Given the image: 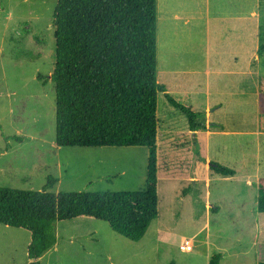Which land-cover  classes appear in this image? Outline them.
<instances>
[{"label": "rangeland", "instance_id": "374dc122", "mask_svg": "<svg viewBox=\"0 0 264 264\" xmlns=\"http://www.w3.org/2000/svg\"><path fill=\"white\" fill-rule=\"evenodd\" d=\"M56 1L0 0V188L40 191L56 179L52 193L144 191L147 148L56 145V87L39 79L55 68ZM157 12L158 82L212 112L195 137L159 93V213L145 237L132 242L86 218L58 222V246L41 264H209L215 254L220 264L264 263V0H157ZM210 162L237 174L216 175ZM29 242L26 230L0 225V264L26 262Z\"/></svg>", "mask_w": 264, "mask_h": 264}, {"label": "trees", "instance_id": "16d2710c", "mask_svg": "<svg viewBox=\"0 0 264 264\" xmlns=\"http://www.w3.org/2000/svg\"><path fill=\"white\" fill-rule=\"evenodd\" d=\"M53 24L55 68L39 79L56 87L57 147H145L147 179L138 192L52 193L56 179L40 191L0 188V225L29 232L28 264H41L56 246L58 222L86 218L132 242L145 237L159 213V93L187 118L190 131L204 127L202 113L178 102L158 82L157 0H57ZM258 54H264V43ZM259 91L264 99V75ZM259 119L264 132V113ZM209 170L236 175L216 162ZM258 210L264 213V183ZM221 259L215 254L209 264Z\"/></svg>", "mask_w": 264, "mask_h": 264}, {"label": "crops", "instance_id": "0c3cea01", "mask_svg": "<svg viewBox=\"0 0 264 264\" xmlns=\"http://www.w3.org/2000/svg\"><path fill=\"white\" fill-rule=\"evenodd\" d=\"M250 15H251V17H252V23L253 24H255V5L251 8V13H250ZM254 33H255V31H254ZM211 107H212V105H211V103H208L207 105H206V107H205V109H204V113H205V111H209V112H212V110H211ZM222 109H223V106H222V104H220V107H219V109L217 108V110H216V112H218V111H222ZM203 112H199V113H203ZM211 116V115H210ZM209 116V117H210ZM199 131L200 130H198V131H191V134H193L195 137H197L198 136V134H199ZM208 133H211L210 131H208ZM210 165V164H209ZM237 174V173H236ZM190 181H192V182H194V183H197V182H200L198 179H195V178H190ZM57 246H58V243L56 244V246L52 249V250H54V249H56L57 248ZM27 248V247H26ZM52 250H50V251H48L46 254H44V256L41 258V260L47 255V254H49V252H51ZM26 251H27V249H26ZM23 264H28V260L26 261V262H24Z\"/></svg>", "mask_w": 264, "mask_h": 264}, {"label": "built area", "instance_id": "2783aa9c", "mask_svg": "<svg viewBox=\"0 0 264 264\" xmlns=\"http://www.w3.org/2000/svg\"><path fill=\"white\" fill-rule=\"evenodd\" d=\"M182 249L185 251H191L192 246L190 245V242H186V245L182 246Z\"/></svg>", "mask_w": 264, "mask_h": 264}]
</instances>
